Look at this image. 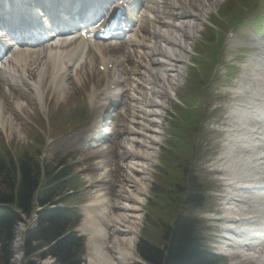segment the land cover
<instances>
[{
  "label": "bare ground",
  "instance_id": "obj_1",
  "mask_svg": "<svg viewBox=\"0 0 264 264\" xmlns=\"http://www.w3.org/2000/svg\"><path fill=\"white\" fill-rule=\"evenodd\" d=\"M204 11L206 12V9L200 7L195 15H181L180 18L187 19L188 24L174 28V38L184 40L185 33L193 34L197 31L201 27ZM163 42L173 51L167 39ZM165 51L169 53L167 49ZM247 70L253 74L242 79L235 88L239 104L230 108L229 129L224 139L226 148L223 149L226 159L219 163L221 169L229 172V178L225 181L230 186L226 195L227 200L222 207L224 217L228 220L227 225L223 227L224 237L228 241L221 246V250L230 256L239 255V258L246 263L264 264V242L249 244L246 235L239 236L248 232L251 237L258 238L261 229L264 234V141L262 140L264 124L258 121L259 125H257L255 122L257 116L260 119L264 117V56L255 60L253 66H247ZM153 87L152 94L156 92L159 96V87L156 84ZM152 103L150 107L157 109V105ZM16 108L19 109L18 106ZM3 115L0 105V120ZM139 183L140 190H136L131 196L135 203L132 206L124 205L123 215L111 217L110 205L104 197L82 207L83 220L79 230L87 235L88 239L87 264H130L134 259L140 216H131L128 213L139 211L138 205L142 202L140 196L145 188V178L140 179ZM238 187L242 194H235L236 202H234L232 194ZM244 197L250 200L247 207L238 203L239 200L243 201ZM93 212L99 213V218H94ZM111 224L112 228L105 227ZM117 227H120V230L116 229Z\"/></svg>",
  "mask_w": 264,
  "mask_h": 264
},
{
  "label": "trees",
  "instance_id": "obj_2",
  "mask_svg": "<svg viewBox=\"0 0 264 264\" xmlns=\"http://www.w3.org/2000/svg\"><path fill=\"white\" fill-rule=\"evenodd\" d=\"M38 155L37 150L25 152L16 160L8 153L0 157V204L10 207L0 208V264H9L15 226L21 216L27 218L33 211L35 191L38 192L36 204L41 210L36 213L35 226L23 237L24 260L27 264H36L50 256L55 264H80L82 242L72 232L78 218L67 207L71 197L66 195L71 188L69 172L66 168L45 166L41 177ZM196 204L194 196L185 203L190 209ZM185 211L178 215L172 229L166 227L167 254L143 242L139 245L138 253L147 264L209 263L197 245L196 233Z\"/></svg>",
  "mask_w": 264,
  "mask_h": 264
},
{
  "label": "rangeland",
  "instance_id": "obj_3",
  "mask_svg": "<svg viewBox=\"0 0 264 264\" xmlns=\"http://www.w3.org/2000/svg\"><path fill=\"white\" fill-rule=\"evenodd\" d=\"M205 37L207 38V36H205ZM204 48H205V46H204ZM200 50H202V49L200 48ZM196 80H197V76L194 73V71L189 73L187 75L188 86H187V88H184L181 91V93L179 94V96L184 95V97H181V98L185 101V103L187 105L191 104V98H190L188 92L191 89L195 88ZM76 92H79V91H76ZM6 98H7L6 101L8 103L7 105H8L10 110H6V108L4 107L5 112H4V117L2 118L3 119L2 121H4L5 127L4 128L0 127L2 130V131L0 130V132L3 134V136L6 138V140L11 141V140H14L13 138H16L15 143H11V145H10L11 148H9V149L12 150L11 153L13 156H17V155H21L24 150H27L26 148H24L25 144H22V143H25L24 139H23L24 138L23 132L25 129L24 125H25V123L29 122L33 118V116H35V113L31 109H27L26 107H24L23 104H21L23 107L22 111L21 110H15L11 98H8V97H6ZM73 98L76 99V97L74 95L71 96L70 99H73ZM199 101H201V99H199ZM66 103H68V100L65 102L63 101L62 104H66ZM74 111H76L77 114H81V112H82L80 110H74ZM49 112H50V110H48L45 106V108H44V110H42V114H41L45 120H46V117L49 115ZM32 114H34V115H32ZM179 115H180V117L184 116L183 114H179ZM179 115L177 114V119L174 121V123L172 125V133H175L176 131H180L183 128L181 121H180V118H179ZM128 116H129V114H128ZM11 123H12V128L9 127V125ZM84 125H85V123L78 126V127L69 128L62 136H60L57 139H52L50 132L46 133L48 141H47L46 148L43 151L44 154L42 153L45 162H50L51 160H53V156H55L56 154L64 155L68 152H75L77 154L76 163L79 164V166H80V168L78 170H82V166L87 167L88 166V159L86 157L87 150H85L84 146L81 143V135H82V130H84L83 129ZM13 128H15V129H13ZM17 128L19 129V131L16 130ZM176 146H177L176 143H174L173 147H176ZM166 172H167V174L169 173L171 176L165 177L164 174L161 172L158 173L157 176H155L156 178H154V184H156V186L159 185L161 187L162 186L165 187L166 180H169V177L177 176L174 166L168 168V170ZM121 181L122 180L117 179V180H115V184H117L120 187ZM94 191L95 190L92 188L85 189L87 201H92L91 199H94ZM114 196H116V195H114ZM124 196H126L127 198L130 197L127 194H124ZM150 197H151L150 202L155 208L158 207V205L162 202H165L170 206V204L168 203L165 196H160V197L150 196ZM123 202L124 201L121 202V200H119L117 198L114 201V203L117 207L121 206V204ZM162 207H164V206L159 207L158 210H161ZM149 209L153 210L154 208L152 209L149 206H147L145 208V210L147 212H149ZM119 213L120 212L116 211L115 209L113 210V214L115 216H117V214L119 215ZM159 214H160V212H158V215ZM28 224H30V222H28ZM154 231H155V229L151 228L149 230V235ZM155 244H159L158 240H156ZM12 251L14 252L15 250L12 249ZM16 255L18 258V252L16 254L14 252V256H16ZM135 257L137 258L136 254H135ZM136 258H134V260H136ZM51 263H52V260H50V259H45V260L41 261V264H51ZM13 264H18V262H14Z\"/></svg>",
  "mask_w": 264,
  "mask_h": 264
}]
</instances>
